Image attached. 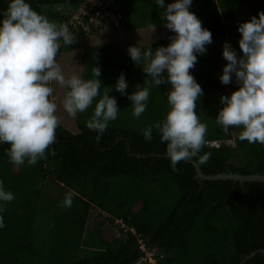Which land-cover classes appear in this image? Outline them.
<instances>
[{"label": "trees", "instance_id": "1", "mask_svg": "<svg viewBox=\"0 0 264 264\" xmlns=\"http://www.w3.org/2000/svg\"><path fill=\"white\" fill-rule=\"evenodd\" d=\"M26 2L36 12L68 25L74 39L70 45L59 42L61 55L82 51L81 63L89 71L99 67L126 78L139 76L168 105L170 84L154 85L143 68L117 57L116 45L88 46L86 41L99 33L70 24V14L62 7L83 0ZM172 2L165 0V7ZM8 3L0 0V12ZM112 9L122 16L124 34L150 32L153 39L146 41L145 51L170 43L173 33L165 27V8L156 0H114ZM190 11L210 30L212 41L229 38L239 54L238 24L264 12V0H193ZM162 30L164 38H156ZM202 67L197 59L189 70L204 93L195 109L207 125L200 156L207 154L208 159L202 171L208 176H264V145L242 141L241 128L226 133L216 121L223 107L220 97L238 85H223L209 75L204 78ZM94 108L86 110L87 115H93ZM150 109L149 104L142 116L145 122ZM129 120L110 121L99 140L80 118L60 120L55 142L35 165L26 160L14 166L6 155L10 145L0 144V180L14 195L0 213L4 218L0 264H139L144 256L141 244L154 251L157 264H264V183L200 182L194 165L185 161L173 171L158 131L153 127V138L147 141L142 127ZM230 140L234 147L226 144ZM211 142H218V147L209 146ZM190 161L200 163L199 157ZM51 182L59 194L53 202L43 203ZM69 191L74 192L73 203L65 209L60 202Z\"/></svg>", "mask_w": 264, "mask_h": 264}, {"label": "clouds", "instance_id": "2", "mask_svg": "<svg viewBox=\"0 0 264 264\" xmlns=\"http://www.w3.org/2000/svg\"><path fill=\"white\" fill-rule=\"evenodd\" d=\"M192 3L193 0H173L165 7V0H156L159 7L165 8V27L173 33L168 37L170 43L154 51L148 49L143 55L136 46L128 48L136 65L143 59V72L154 85H171L167 94L170 110L164 120L145 129L143 136L151 141L153 127L158 131L160 142L166 144V156L173 171H178L176 166L181 161L199 157L200 163H206L208 159L207 154L200 156L207 125L200 122L195 111L204 93L189 70L197 63L198 56L206 53L212 33L190 11ZM237 31L241 34L240 53L230 43L223 44L222 56L227 63L219 80L223 85L235 82L238 88L220 97L223 107L216 121L226 133L233 127L241 128L240 140L264 145V12L239 23ZM73 39L67 24L49 21L26 0H9L7 9L0 12V144L10 145L6 155L16 167L24 165L26 160L29 165H35L46 158V150L55 142L59 119L54 97L49 99L52 82L69 89L63 108L71 116L85 112L100 95L99 67L93 69L95 78L89 80L75 75L66 79L61 71L56 59L59 42L70 45ZM114 87L121 95H127L133 106L132 115L139 118L147 107L149 90L138 84L133 93L127 94L123 73ZM118 111L116 99L108 93L95 104L86 127L97 133V140L108 123L117 118ZM73 196L74 192L69 191L61 206L70 208ZM13 199L14 195L5 190L0 180V213ZM3 227L4 218L0 215V228ZM142 252L145 256L146 252Z\"/></svg>", "mask_w": 264, "mask_h": 264}, {"label": "rangeland", "instance_id": "3", "mask_svg": "<svg viewBox=\"0 0 264 264\" xmlns=\"http://www.w3.org/2000/svg\"><path fill=\"white\" fill-rule=\"evenodd\" d=\"M80 2V1H79ZM80 5L82 4H71L68 5V7H62L64 9V12L66 14H70L68 15V18L71 20H74V16L77 15V12L79 11V8L81 7ZM53 11H57V8H55ZM59 11V10H58ZM49 21L56 23V24H61L55 20H52L50 18H48L46 15H44ZM93 29L87 31V32H92L93 35H96L99 33L98 36H91L89 38L88 41H86V43L88 44V46H105V45H116V48L118 49V54L117 57L120 58L124 63H128L140 68H144L145 64L143 59H141V61L136 65L132 59L130 58L129 54H128V48L129 46H137L138 44L140 45V51L143 55V53L145 52L144 46H146V41L147 40H151L148 36L150 35V32H139L136 34H124L125 30H123L122 28H118V29H114L115 26L112 24V21L110 19V21L108 23H103L100 20H96L94 23ZM94 30V31H93ZM116 31V32H115ZM98 32V33H97ZM157 33V32H156ZM92 35V34H90ZM157 36H155L156 38L158 37L163 39V30L161 33H157ZM130 39H129V38ZM149 38V39H148ZM136 40V41H135ZM225 42H228L231 44V46L236 49L237 51V45L235 43V41L233 42L231 39L226 38V39H218V40H214L212 41L211 44L207 45V51L205 54L203 55H199L198 56V60L201 61V64L203 65L202 69L204 68V78L207 77V75H209L212 79H218L220 77V75H222V70L223 67L226 65L227 61L223 58L222 56V51H223V44ZM87 44H85L87 46ZM139 47V46H137ZM148 50V49H147ZM81 56H82V51H78L76 54L74 55H61L59 50L57 53V62L60 65L61 71L64 74L65 78H71V76L75 75L78 76L79 78L83 79V80H89V79H94L95 77L93 76V72L87 70L81 63ZM120 75H113L110 72L107 71H102L101 75L99 77L100 81H101V88H100V95L94 99L93 104L88 108L91 109V107H95V104L98 102V100L100 98H102V96L105 93H111L116 95V101H117V106L119 108L118 111V116H117V120H113L112 122L118 121L122 118L124 119H130L129 121H134V125L137 126H141L142 129H140V131H144L145 129H147L150 126H153V124H156V122H158L159 120H162L165 118L166 114L169 111V106L166 105L162 99L160 98L159 94L150 86H148L145 81H143L139 76H135L133 78H126V82H127V89H126V93L127 94H131L136 90V85H141L144 88H147L149 90V98L147 100V106H151L150 110H147V112L145 113V118L146 121L148 120V122H145L143 117L144 116V112L141 114V116L139 118H136L132 115L133 113V106L131 104V101H129L127 99V95H121L119 92L115 91V83L118 79ZM234 79V78H233ZM53 88V93L52 96L54 97V101L57 105V111H56V115L60 120H63V123L65 122H74L75 120H77L78 118H80L81 120H83L86 124L87 121H89L91 119V116L87 115L89 114V112H83V113H77L76 116H71L69 115L63 108V100L64 97L66 95V93L69 91V89L65 86H61L59 85L58 82H52L50 85ZM152 101V103L149 102ZM120 106H122L124 109H121ZM87 109V110H88ZM74 118V120H73ZM144 121V122H143ZM62 124V123H60ZM73 124V123H72ZM236 128L233 127L230 130L232 132H234ZM219 143L218 142H211L209 144V146L212 147H218ZM235 164L238 163V160H236L234 162ZM50 184V183H49ZM47 186L46 190H45V200L43 201V203H49L53 202L52 200L55 199L58 194H59V187L57 186V184H53V182H51V184ZM48 200V201H47ZM45 207V206H43ZM49 206L43 209V213L46 214L47 210H48Z\"/></svg>", "mask_w": 264, "mask_h": 264}, {"label": "built area", "instance_id": "4", "mask_svg": "<svg viewBox=\"0 0 264 264\" xmlns=\"http://www.w3.org/2000/svg\"><path fill=\"white\" fill-rule=\"evenodd\" d=\"M114 0H83L77 15L74 20H70L73 27L82 26L86 31L93 29V23L100 20L103 23H108L111 19L114 29L122 28V17L119 13L112 9ZM214 143V142H213ZM228 146H235L233 141H227ZM142 251L146 252L145 256L140 259L139 264H157L154 252L150 253L146 250L143 244L140 245Z\"/></svg>", "mask_w": 264, "mask_h": 264}, {"label": "water", "instance_id": "5", "mask_svg": "<svg viewBox=\"0 0 264 264\" xmlns=\"http://www.w3.org/2000/svg\"><path fill=\"white\" fill-rule=\"evenodd\" d=\"M185 162L194 165L196 172H197L196 179L200 182L219 181V180H223V181L234 180V181H239L242 184H244L245 182H262V183H264V176H260V175L242 176V175L230 173V174H220L217 176H208L202 171V163H197L195 161H185ZM261 252L264 253L263 250H261ZM253 255L246 258L245 262L247 260H249Z\"/></svg>", "mask_w": 264, "mask_h": 264}]
</instances>
